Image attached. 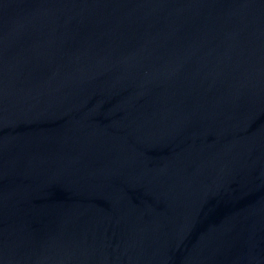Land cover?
Returning <instances> with one entry per match:
<instances>
[{"label": "water", "instance_id": "95a60500", "mask_svg": "<svg viewBox=\"0 0 264 264\" xmlns=\"http://www.w3.org/2000/svg\"><path fill=\"white\" fill-rule=\"evenodd\" d=\"M0 264H264V0H0Z\"/></svg>", "mask_w": 264, "mask_h": 264}]
</instances>
